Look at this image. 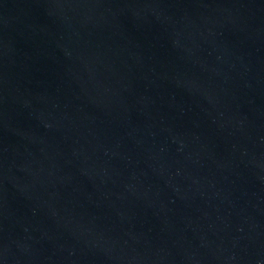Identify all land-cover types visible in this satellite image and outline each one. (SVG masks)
<instances>
[{"label": "water", "instance_id": "95a60500", "mask_svg": "<svg viewBox=\"0 0 264 264\" xmlns=\"http://www.w3.org/2000/svg\"><path fill=\"white\" fill-rule=\"evenodd\" d=\"M0 264H264V0H0Z\"/></svg>", "mask_w": 264, "mask_h": 264}]
</instances>
